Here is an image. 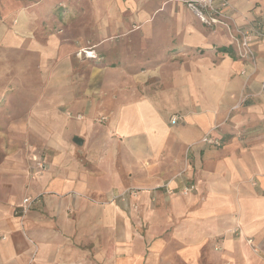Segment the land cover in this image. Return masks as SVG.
Instances as JSON below:
<instances>
[{
  "label": "crops",
  "instance_id": "crops-1",
  "mask_svg": "<svg viewBox=\"0 0 264 264\" xmlns=\"http://www.w3.org/2000/svg\"><path fill=\"white\" fill-rule=\"evenodd\" d=\"M183 1L115 0L108 28L138 40L115 79L89 64L40 129L13 127L38 139L0 160V264H264V40L242 59ZM228 1L264 25V0Z\"/></svg>",
  "mask_w": 264,
  "mask_h": 264
},
{
  "label": "rangeland",
  "instance_id": "rangeland-1",
  "mask_svg": "<svg viewBox=\"0 0 264 264\" xmlns=\"http://www.w3.org/2000/svg\"><path fill=\"white\" fill-rule=\"evenodd\" d=\"M114 1L0 0V160L10 144L22 141L19 134L30 137L32 142L38 139L36 133L28 129L14 133L13 127L33 124L34 131L40 129L47 120L46 113L56 104L50 101V96L66 99L81 91L79 79L92 77L89 64L100 67L98 79L102 86L115 79L110 66L118 64L116 56H123L116 53L117 49L124 46L126 40L133 45L138 40H123L118 36L121 32L108 28L107 20L116 13ZM199 1L184 0L183 3L204 26L219 25L224 29V22H228L237 39V29L250 27L251 22L244 26L235 22L228 0H225L226 8L220 6L224 0L213 2L212 9L198 8L206 19L215 18L222 23L202 22L189 6H197ZM104 24H107L106 34L102 29ZM225 30L231 37L229 29ZM88 49L95 52V59L81 53ZM64 62L72 68L67 75L60 67ZM48 122L52 124V119Z\"/></svg>",
  "mask_w": 264,
  "mask_h": 264
},
{
  "label": "built area",
  "instance_id": "built-area-1",
  "mask_svg": "<svg viewBox=\"0 0 264 264\" xmlns=\"http://www.w3.org/2000/svg\"><path fill=\"white\" fill-rule=\"evenodd\" d=\"M215 1H219V0H200L198 3L199 5L196 6L193 4H189V6L192 7V9L194 11H196L197 16L199 17V19L202 22H204L206 24L222 23V22H219V20L215 19V18H211L210 20L206 19L205 17H203L202 13L198 9V8H202V7L203 8L208 7L210 9H212V7H210V5ZM220 6L226 8L228 6L227 1H225V0H224V2L221 1ZM225 20H227V19H224V21ZM249 26H248L249 28L237 29L236 35L239 36V38L237 39L236 37H233V34H232L233 30L230 29L229 23L224 22V27L229 29V31L231 32V37H232L234 45L236 46L237 54L242 59H252L254 57V53L252 51V42L254 40H261L264 38V25L262 22L253 21L250 23ZM81 53L85 54V56L89 57L90 59H95L97 56L95 54V52H93L89 49L82 51ZM261 88L264 90V83H262ZM203 142L206 144H209V145H214V146L219 145L218 141L212 140L209 137H204ZM189 191H190V189L184 188L182 192L187 193ZM30 202H31V200L29 198H26L23 200V205H26L27 203H30Z\"/></svg>",
  "mask_w": 264,
  "mask_h": 264
},
{
  "label": "water",
  "instance_id": "water-1",
  "mask_svg": "<svg viewBox=\"0 0 264 264\" xmlns=\"http://www.w3.org/2000/svg\"><path fill=\"white\" fill-rule=\"evenodd\" d=\"M73 141L78 144V139L77 138H75Z\"/></svg>",
  "mask_w": 264,
  "mask_h": 264
}]
</instances>
